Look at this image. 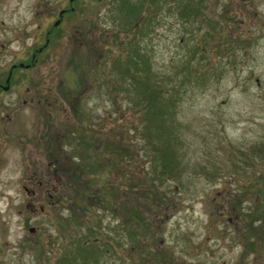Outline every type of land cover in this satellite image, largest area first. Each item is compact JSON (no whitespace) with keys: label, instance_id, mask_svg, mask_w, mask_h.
<instances>
[{"label":"rangeland","instance_id":"374dc122","mask_svg":"<svg viewBox=\"0 0 264 264\" xmlns=\"http://www.w3.org/2000/svg\"><path fill=\"white\" fill-rule=\"evenodd\" d=\"M119 3L0 0V80L10 62H25L0 92L9 115L0 120V264H55L75 241L86 244L72 264H264V0H143L129 23ZM130 47L149 65L145 83L161 86V105L174 99L168 176L153 159L158 137L143 136L145 101L132 79L143 72L130 69ZM41 112L49 152L60 145L66 165L80 164L79 152L109 156L102 193L98 183L73 186L78 176L54 179L51 167L45 182ZM71 126L93 142L72 138Z\"/></svg>","mask_w":264,"mask_h":264},{"label":"trees","instance_id":"16d2710c","mask_svg":"<svg viewBox=\"0 0 264 264\" xmlns=\"http://www.w3.org/2000/svg\"><path fill=\"white\" fill-rule=\"evenodd\" d=\"M143 4V0H135V1H131V0H120L119 3V8H122V10L125 12L126 14V21L127 23H129L131 20L133 19H137L135 17H137L138 15V10L140 9L141 5ZM189 13V11L187 12ZM191 14V13H190ZM140 17V16H139ZM134 25H136V22L134 21ZM128 52L130 54L129 57L134 58L133 60V65L131 64L130 69H134L136 72L137 71H142L144 73V77H143V73H142V80L133 77L132 79L136 80L137 84H134L136 86H134V89H136V94L140 95V97L137 99L138 101H145L143 103V105L145 106V112H144V118H143V124H142V131L144 132L143 136L147 138V140H149L150 138L157 136L158 140L157 141H152V145L153 148H155L157 151H162V154L160 155H156V157L153 159H157L159 160V163H161V166L163 167L161 170H159V172L161 174H166V167L173 165V159L171 157V155L167 152L170 151L169 147V143H170V139L171 137L168 136L167 132L169 131V124L167 122V119L170 115L171 112H173L172 108L174 107V99L173 97H168L165 105H161V101L160 99H162L163 95H162V89L160 88L161 86H159L156 81L155 84H152L151 82L149 83V80L147 83H145V79H148L146 77H148L147 72L145 74V71H147L148 68V64L145 63V59H141L140 61L141 64H143L142 67H139V50L137 51V49H134L132 47L128 48ZM128 58V57H127ZM130 62H128L129 64ZM72 64L75 65V62L72 61ZM79 69V68H78ZM75 73H78V70L75 71ZM141 76V74H140ZM141 82H140V81ZM172 83H175L173 80H171ZM142 85H139L141 84ZM174 90V89H173ZM137 101V103H139ZM79 111H81V109H79ZM79 113V121H77L78 125L84 124L86 122V117L84 113L78 112ZM71 131H70V135L73 138L78 139V135L80 132L81 136H85L84 139H86V145H90L93 141L90 140L92 139V134L86 131H77L75 130V126H71ZM76 131V132H75ZM57 142H53V140L51 141V145L56 144ZM101 144L102 141L100 142ZM105 147L109 150H111L113 143L112 142H105ZM55 146V145H54ZM77 146V145H76ZM55 148H58L57 151L55 152ZM53 149H51V153L56 154L59 152L62 153V147H60V145L58 147H55ZM104 148V149H106ZM77 149H79L77 147ZM166 150V154L164 155ZM168 154V155H167ZM60 155V154H59ZM77 155H80V157L82 158V160H80V164H78L77 162L71 161L70 164L66 165V161L62 160V158L59 160H56V169L58 170L59 176L60 174L64 173L65 177H70V175L72 176H78L75 179L78 178V180H69V182L73 185L76 186H83L85 183L88 182H92L93 184H95L96 189H97V183H98V191L99 193H102L103 191H101L102 186H101V171H105L109 168V164L106 160L108 159L109 156L102 158L101 161H98L96 159L95 156H92V154L90 153H77ZM86 172L92 176L89 177H82L81 174L83 172ZM169 172V171H168ZM94 174H96V176L94 177ZM168 176V175H167ZM82 181H81V180ZM61 180L57 183H60ZM73 185V186H74ZM76 187L75 189L77 190V192H81L80 188ZM86 192V196L88 197L89 195H92L93 197H91L92 199L95 198V194L97 193V191H85ZM65 197H69V195L66 193ZM99 199V198H97ZM253 213H257V211L253 210ZM136 215L140 216V212L136 211ZM67 217H72V216H76L75 212H72L70 210H68L67 213ZM68 219V218H67ZM76 219L78 220L79 218L76 216ZM88 227V226H87ZM131 231V230H129ZM129 231H127V234L129 235ZM88 238V237H87ZM85 238V239H87ZM74 247L76 248L75 251H70V254H68V256H65L64 260L63 259H59L56 261L55 264H72L74 261H76L78 259V248L81 246H83V242H77L75 241L74 243Z\"/></svg>","mask_w":264,"mask_h":264},{"label":"flooded vegetation","instance_id":"af4514ba","mask_svg":"<svg viewBox=\"0 0 264 264\" xmlns=\"http://www.w3.org/2000/svg\"><path fill=\"white\" fill-rule=\"evenodd\" d=\"M85 1H87V0H85ZM73 8H74V6L72 4H70L68 6V8L67 7H61L58 10V14H59V11H60L59 16L61 15V18L63 19L64 15L66 14V10L69 9V10H67V12H69ZM47 32L48 31L46 30V34H45L44 40L49 38V33H47ZM40 46H38L36 48V50L39 51L40 50ZM29 60H30L29 61L30 64L28 63V65H32L36 61L35 51L31 52V54L29 56ZM23 65L25 66V62H22L20 60L19 61H15L14 60V61L9 63L8 68L6 70V74L3 77V80H0V92L12 89V87L15 85L14 82H13V77H11L13 69L15 67H17V66H23ZM7 75H8V79L6 80V76ZM23 101H25V100H23ZM2 113H4V114L2 115ZM41 113H42V115L44 114L43 118H42V120H44V124L48 125V121L45 120V119H47L49 117V112H41ZM5 117L7 119L9 118L8 113L7 112H1L0 120L4 119ZM0 130H1V135H3V131L5 129L3 127H0ZM44 130H45V134L43 135V137L39 136V137H37V139H38V143L44 142V144H43L44 147L43 148L46 150L44 156L45 157L47 156L48 160L45 163L44 168L47 171H44L42 175L48 177L47 180L45 181L47 183V181H49V167H51V171L50 172L52 173V176H54V179H57V177L59 176V174H57L58 170L56 169V165H57L56 160L58 159V156L60 158V155L58 153L52 154L51 152H49V125L46 128H44ZM17 143L19 145L21 143V140H20L19 137L17 139ZM49 155L52 156V158L50 159V162H49ZM35 166H36V164L34 165V168H32L31 171L29 172V175L26 177L27 181H32L34 179V176L39 173L38 168L35 167ZM42 182L43 181L40 178H37L36 179V188H39L40 192H45L47 197H48V199H49V194H50L49 186H46L45 184L43 185ZM22 188L24 189V192H26V195L28 196V198L33 197L35 192H36V189L34 187H31V186H28V185H25V184H22ZM34 203H35L34 201H29L28 200L26 205L29 206L30 210H34L35 209ZM39 207L42 208L41 205Z\"/></svg>","mask_w":264,"mask_h":264},{"label":"water","instance_id":"95a60500","mask_svg":"<svg viewBox=\"0 0 264 264\" xmlns=\"http://www.w3.org/2000/svg\"><path fill=\"white\" fill-rule=\"evenodd\" d=\"M59 14H60V11H59ZM58 20H59V18L55 19L53 23H54V24H57ZM7 79H8V75L6 76V80H7ZM29 230H33V227H32V226L29 227Z\"/></svg>","mask_w":264,"mask_h":264}]
</instances>
